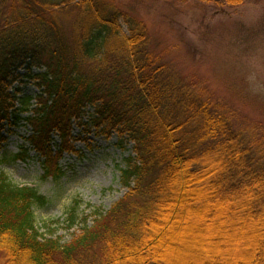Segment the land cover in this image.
I'll return each mask as SVG.
<instances>
[{
  "label": "trees",
  "instance_id": "trees-1",
  "mask_svg": "<svg viewBox=\"0 0 264 264\" xmlns=\"http://www.w3.org/2000/svg\"><path fill=\"white\" fill-rule=\"evenodd\" d=\"M74 1L0 0V150L5 129L23 123L32 129L27 141L43 159L44 179L58 180L64 153H75L73 121L86 126V109L93 108L94 129L133 144L134 157L121 171L128 194L110 211L97 210L91 226L86 219L81 233L62 244L36 228L34 208L48 200L0 170V264H169L160 258L163 233L156 227L207 176L219 192L251 193V211L264 216V136L236 130L192 81L148 52L141 21L99 0L74 4L68 45L47 18L69 13ZM200 1L238 7L246 0ZM19 83L38 94L25 96ZM77 219L69 216L71 228Z\"/></svg>",
  "mask_w": 264,
  "mask_h": 264
},
{
  "label": "rangeland",
  "instance_id": "rangeland-1",
  "mask_svg": "<svg viewBox=\"0 0 264 264\" xmlns=\"http://www.w3.org/2000/svg\"><path fill=\"white\" fill-rule=\"evenodd\" d=\"M85 1L75 0L69 13L47 18L59 25L68 45L74 44L73 6ZM99 1L141 21L149 35L148 52L192 81L226 112L236 130L264 136V0H246L238 7L200 0ZM119 25L129 34L123 20ZM21 86L25 96L38 94L32 84ZM93 113L86 109V126L73 121L75 153H64V176L58 180L44 179L43 159L27 141L30 127L21 123L4 131L8 142L0 150L5 160L1 172L14 185L34 188L48 200L45 207L34 208L36 228L45 238H61L62 244L81 233L86 219L91 226L97 210L110 211L128 194L121 171L134 157L133 144L116 132L94 129ZM53 137L59 145V137ZM202 178L188 188L178 210L169 205L160 220L163 226L156 227L163 233L160 258L169 264H264V216L251 211L252 194L219 192L208 176ZM74 213L78 219L71 228L68 219Z\"/></svg>",
  "mask_w": 264,
  "mask_h": 264
}]
</instances>
